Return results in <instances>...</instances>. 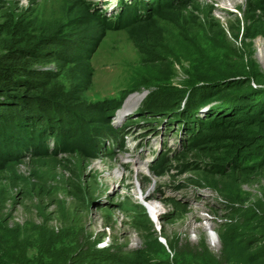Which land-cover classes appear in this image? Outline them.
Masks as SVG:
<instances>
[{
	"label": "rangeland",
	"instance_id": "obj_1",
	"mask_svg": "<svg viewBox=\"0 0 264 264\" xmlns=\"http://www.w3.org/2000/svg\"><path fill=\"white\" fill-rule=\"evenodd\" d=\"M105 1L0 0V63L28 68L42 80L37 93L45 102L35 110L73 134L68 153L30 154L28 148L13 157L3 153L15 149L22 131L13 135L4 120L0 242L11 245L12 233L23 228L25 235L15 236L23 240L18 264H56L58 251L73 250L78 240L81 248L108 249L118 262L137 254L149 264H210L220 235L250 222L238 210L264 208V171L241 162L218 166L220 138L240 130L205 129L201 108L194 127L204 129L202 136L181 145L188 120L169 110L179 107L176 89L194 68L227 66L252 54L264 77L263 0H143L149 18L124 16L113 27L92 10L114 16L120 0ZM217 58L224 62L216 64ZM167 80L173 89L162 88ZM215 85L191 88L188 103ZM153 95L156 107L142 111ZM103 102L118 104L109 128L118 129L124 144L104 142L114 154L93 145L86 130L103 126ZM20 106L17 113L1 109L0 117L31 114L29 100ZM213 112L222 116L215 128L248 114L236 116L230 104ZM156 153L169 156L161 169L148 165ZM47 240L55 242L54 255L43 253Z\"/></svg>",
	"mask_w": 264,
	"mask_h": 264
},
{
	"label": "trees",
	"instance_id": "obj_2",
	"mask_svg": "<svg viewBox=\"0 0 264 264\" xmlns=\"http://www.w3.org/2000/svg\"><path fill=\"white\" fill-rule=\"evenodd\" d=\"M162 2L163 0H160L159 4H162ZM118 4L119 10L114 16H107L103 14L104 12H98L96 8L92 10L97 12L99 19H106L107 25L110 27L116 24L120 26V21L124 20V16L129 17L136 14L138 17L135 16V18L139 21L149 18L146 13L147 10H144L143 0H120ZM261 9H264V0L258 7V10ZM230 32L231 37H233V31L230 30ZM223 60L224 58H217L215 62L216 64H222ZM237 60H239V63H227V66L215 65L213 68H207L204 71H201L202 68L198 67L189 71L187 73L188 80L182 83L183 88H180L181 90L179 88L176 89L181 92L178 98V101H180L178 102L179 107L170 109L169 112L172 116H179L181 120H188L185 122L187 125H184V128L186 127L187 129L186 138L181 145L189 143L192 146L202 136V130H204H201V126L194 127L198 122V118L194 117L196 116L195 112L199 108L208 106L204 116L206 120L202 123L205 129L224 128L227 131L226 129L233 128L240 130L237 135L233 136L226 132L220 138L224 143L223 147L220 148L224 154L220 157L218 166L232 167L234 164L237 165L241 162L244 169L264 171V77H260L259 69L256 62L252 59V54L240 56ZM210 83H216L212 87L213 90L198 95L191 103H188L193 90L191 88ZM43 85V81L36 79L35 74L28 68H20L18 70L6 63H0V111L2 109L10 113L20 112V104L26 100H29V110L31 111V114L27 115V117L22 114L20 117L15 115V121H12V115L8 118L3 115V117H0L1 137L4 138L3 125L6 123L13 127V135L18 128L22 131V140L17 142L15 149L3 154L16 156L22 151V154L26 155L28 154L26 152L28 148L31 151L30 154L36 153L37 149H41L45 155L69 152L68 147L71 144L69 141L73 138V134L61 127L57 120L53 122L45 117L47 116L46 112L44 115V112H39L40 109L39 111H37L38 109L35 110L34 104L39 107L45 102L44 97L37 93L43 88ZM162 88H165V90L173 89L174 85L167 80ZM155 95L150 96L149 99L143 102L142 111L152 110L156 107L155 102L150 101ZM220 104H230L236 111V116L246 112L248 114L244 117L238 116L237 120L229 123L228 126L227 124H221L215 128L214 123L218 121L217 124H220L222 116L214 114L213 109L214 106ZM8 105H14V107H8ZM98 107H100L101 113L107 116V119L103 120V126L96 130L91 126L86 128L88 137L93 139V145L95 143L98 148L99 144L103 145L106 152L114 154L113 148L109 149V146L106 147L104 142L109 140L120 146L124 144L123 137L121 138L122 140H118L116 134L118 129L109 128L113 126L112 116L118 104L104 103L98 105ZM42 114L44 117H42ZM12 144H14V140ZM244 150L245 152H243ZM168 157V154L159 155L156 153L148 165L155 163L154 167L161 169ZM248 161L251 164L246 166L245 164ZM238 213L241 215L240 218L247 217L250 222L244 226L232 224L231 228L228 227L226 232L220 235L221 247L217 254H212L210 264H264V208L239 209ZM24 235L25 232L21 228L16 234L12 233L9 241L12 246L8 243L0 242V264H18L19 260H15V255L20 254L22 256L24 253V250L19 248L21 247L19 242L23 240H16L15 236L21 238ZM47 242L46 247L48 248L43 253L46 256L54 255L52 248L55 246V242L48 240ZM74 246L73 250L65 252L64 250L63 252L59 250L57 255L62 258L61 262H56V264H149V260L139 258L137 254L134 255L131 261L129 260L130 258L126 257L122 262H118L116 258L107 252L108 249H95L94 245L91 246V250L81 248L86 246L80 243L79 240ZM172 264L179 263L174 260ZM188 264L199 263L190 262Z\"/></svg>",
	"mask_w": 264,
	"mask_h": 264
}]
</instances>
